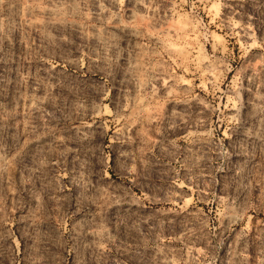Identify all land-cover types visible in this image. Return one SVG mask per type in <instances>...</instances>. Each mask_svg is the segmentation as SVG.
Masks as SVG:
<instances>
[{
  "label": "rangeland",
  "instance_id": "1",
  "mask_svg": "<svg viewBox=\"0 0 264 264\" xmlns=\"http://www.w3.org/2000/svg\"><path fill=\"white\" fill-rule=\"evenodd\" d=\"M0 264H264V0H0Z\"/></svg>",
  "mask_w": 264,
  "mask_h": 264
}]
</instances>
